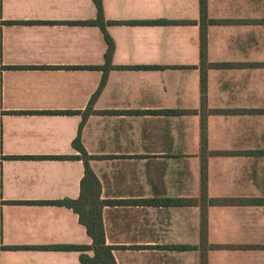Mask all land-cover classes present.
I'll return each mask as SVG.
<instances>
[{
  "label": "crops",
  "instance_id": "obj_1",
  "mask_svg": "<svg viewBox=\"0 0 264 264\" xmlns=\"http://www.w3.org/2000/svg\"><path fill=\"white\" fill-rule=\"evenodd\" d=\"M102 6L115 49L80 138L116 263L264 264V0H207L205 102L200 0ZM96 17L93 0H0V247H25L0 264H82L38 247L92 245L54 203L81 196L73 143L108 51Z\"/></svg>",
  "mask_w": 264,
  "mask_h": 264
},
{
  "label": "trees",
  "instance_id": "obj_2",
  "mask_svg": "<svg viewBox=\"0 0 264 264\" xmlns=\"http://www.w3.org/2000/svg\"><path fill=\"white\" fill-rule=\"evenodd\" d=\"M97 8V17L95 21L86 22L84 24L96 25L100 27L104 33L105 40L108 44V51L106 53V65L103 67H97L98 69L104 70V77L101 82V85L95 94L91 105L87 110L82 114V123L78 133V137L73 143L74 148L80 153V156H77V159H81L85 165V176L81 183V196L78 200H65L60 202H55V205L66 206L73 209L80 217V222L86 227L88 235L92 238L91 246H50V247H38L42 249H54V250H63V251H78L81 253L80 261L82 264H117L113 255V248L106 245L104 227L102 222V203L100 202V183L95 173L92 171L89 161L91 157L87 154L84 147L81 143V131L82 127L85 124L88 117L94 113L93 112V103L95 98L101 92V89L106 83L108 72L111 69L112 57L114 54V42L109 36L106 30L107 22L104 18L102 0H93ZM200 9H201V60H202V92L204 95V102L206 98V71L210 66L207 63V28L208 24L211 22L208 20L207 16V0H200ZM149 23V22H148ZM159 23V22H152ZM168 115H177L182 112L179 111H160ZM158 112V113H160ZM61 114H72L73 111H63L56 112ZM157 113V112H155ZM64 158V157H61ZM202 202L207 203V187H206V166L203 165V182H202ZM187 202L176 201V200H166L161 202L164 205H183ZM205 208L203 212V220L205 225ZM203 238L205 239V230L202 233ZM25 247H0V252L3 249H22ZM88 251L93 252V256L87 254ZM205 258L202 261V264H205Z\"/></svg>",
  "mask_w": 264,
  "mask_h": 264
}]
</instances>
